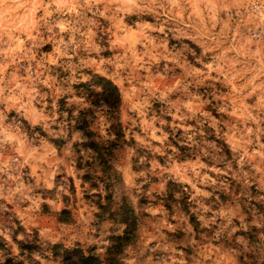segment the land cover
<instances>
[{
  "label": "clouds",
  "instance_id": "9594fccd",
  "mask_svg": "<svg viewBox=\"0 0 264 264\" xmlns=\"http://www.w3.org/2000/svg\"><path fill=\"white\" fill-rule=\"evenodd\" d=\"M264 264V0H0V264Z\"/></svg>",
  "mask_w": 264,
  "mask_h": 264
},
{
  "label": "rangeland",
  "instance_id": "374dc122",
  "mask_svg": "<svg viewBox=\"0 0 264 264\" xmlns=\"http://www.w3.org/2000/svg\"><path fill=\"white\" fill-rule=\"evenodd\" d=\"M78 262H79V257H73L71 264H78Z\"/></svg>",
  "mask_w": 264,
  "mask_h": 264
},
{
  "label": "trees",
  "instance_id": "16d2710c",
  "mask_svg": "<svg viewBox=\"0 0 264 264\" xmlns=\"http://www.w3.org/2000/svg\"><path fill=\"white\" fill-rule=\"evenodd\" d=\"M78 264H88V262H87V261H82V260L79 258V262H78Z\"/></svg>",
  "mask_w": 264,
  "mask_h": 264
}]
</instances>
